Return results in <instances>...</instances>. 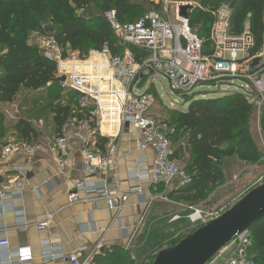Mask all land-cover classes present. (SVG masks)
<instances>
[{
    "label": "built area",
    "instance_id": "1",
    "mask_svg": "<svg viewBox=\"0 0 264 264\" xmlns=\"http://www.w3.org/2000/svg\"><path fill=\"white\" fill-rule=\"evenodd\" d=\"M159 0H156L158 4ZM166 5L165 15L153 10L146 13L135 23L121 24L114 11L106 15L116 36L129 47L144 51L148 57L140 63L130 50L124 56L111 57L106 49L94 58L63 59L61 56L48 55L58 63V76L63 89L68 88L80 94L78 105L90 110V118L82 121L77 118L69 120L61 134L53 139L52 149L57 154L59 168H66L71 161L72 144L80 142V154L84 166L85 178L76 183L68 195L69 205L83 203L80 194L93 196L96 200H105L110 210L122 209L129 199V194L121 190L118 174V145L120 135L134 129L141 132L137 150L141 154L136 164L129 169V180L139 182L149 180L152 185L176 183L178 187L191 184L192 178L187 174L180 161L174 158V149L169 137L172 129L154 114L156 98L153 94H137L136 89L143 86L146 74L160 73L165 76L172 90L186 99L197 86L206 83H221L226 79H243L254 83L258 95L251 103L264 105V47L257 56L250 57L253 37L246 28L244 34L235 37L230 32L232 10L223 4L217 11L210 12L214 17L210 40L212 55L205 54L204 40L190 24L193 10L201 7L192 2H171L163 0ZM190 6L188 18L180 17V8ZM168 7H172V14ZM208 12V10H204ZM173 16V19L172 17ZM53 45L56 46L52 40ZM57 47V46H56ZM259 60L257 64L255 61ZM255 103V104H254ZM107 136L112 145L107 155L95 151L93 145L96 137ZM152 149L155 152L151 165L146 163L143 154ZM34 146L11 140L0 149V215L8 210L17 218V228L29 227L24 208H16L12 201L23 196V187L27 181V167H19L14 178H8L7 169L11 161L18 156L32 160ZM112 172L111 181H96L98 175ZM132 193H141L140 187H134ZM199 215L197 219H193ZM220 215L212 218L211 221ZM193 223H209L202 213L195 211L191 217ZM54 225V215L49 214L36 224L39 231ZM0 227V232H3ZM9 240L6 233H0V249H8ZM85 255L87 248L69 254L61 248L47 245L42 250V258L51 261H64L67 264H92L93 257L99 253ZM254 241L250 230L238 234L208 264H257L253 253ZM34 259L31 247L11 251L6 260L0 264H29Z\"/></svg>",
    "mask_w": 264,
    "mask_h": 264
},
{
    "label": "trees",
    "instance_id": "2",
    "mask_svg": "<svg viewBox=\"0 0 264 264\" xmlns=\"http://www.w3.org/2000/svg\"><path fill=\"white\" fill-rule=\"evenodd\" d=\"M209 8H197L190 16L193 29L201 26L204 35L205 54L212 55L210 40L214 17L210 12L217 11L223 4L232 10L230 32L233 36H242L249 22V32L253 37V47L249 56L261 53L264 47V0H201ZM159 5L155 4V8ZM208 10V12L203 11ZM142 7L132 0H0V104L14 103L18 95L25 91L39 93L44 89L57 92L55 101L61 100L63 78L58 76V63L50 58L36 44L31 36L49 37L63 51L66 59L67 50L78 52L81 56L89 49L95 52L108 50L111 57L122 56L130 50L137 62L148 57L144 51L129 47L114 33L106 15L112 11L121 24L135 23ZM152 88V87H150ZM151 93L156 104L162 105L157 92ZM72 94L67 105L53 106L52 115L55 133L61 134L66 123L77 118L82 121L90 118V110L79 107L80 94ZM248 95L233 91L220 97L195 99L188 96L185 100L190 105L186 110H171L174 114L168 123L174 158H185V147L189 150V160L184 170L192 178L190 185L176 187L170 198L191 207L207 199L210 193L225 180L222 162L237 158L240 162L259 164L262 155L258 150L249 127V120L254 105ZM154 108V114H156ZM11 121V120H10ZM5 112L0 109V140L5 138V127L10 123ZM16 134L22 142L31 143L37 137L28 118L21 117L14 125ZM264 137V120L262 122ZM181 136L186 144H182ZM108 140L96 137L97 151L105 155ZM175 143L179 144L175 148ZM185 145V146H184ZM2 180L0 179V185ZM254 241L255 261L264 264V218L250 229ZM179 242V241H178ZM177 242V243H178ZM175 243V245L177 244ZM92 264H135L124 249L112 247L101 249L93 257Z\"/></svg>",
    "mask_w": 264,
    "mask_h": 264
},
{
    "label": "crops",
    "instance_id": "3",
    "mask_svg": "<svg viewBox=\"0 0 264 264\" xmlns=\"http://www.w3.org/2000/svg\"><path fill=\"white\" fill-rule=\"evenodd\" d=\"M246 28L249 30V22ZM3 105L0 104V107ZM55 136L56 133L48 138L37 132V137L28 143L36 150L33 159L18 156L7 168L8 178L12 179L16 176L17 168L27 167L23 196L12 201V204L16 208H24L29 227L25 230L17 228V218L11 210L0 215V227L4 228L0 233H6L9 240V248L0 249V260H6L11 251L18 248L31 247L34 259L29 264H67L61 260H44L41 254L47 245L61 248L65 254L87 248L85 255H90L97 252L99 247L101 249L120 247L129 254L137 255L142 253L149 243L156 244L160 241L163 234L177 228L189 229L191 224H195L191 221L194 207L170 198L175 188L169 186L174 183L155 186L149 180L139 182L129 180V168L136 164L137 157L141 155L137 150L141 132L134 129L123 132L116 141L119 182L121 190L129 194L123 208L110 210L105 200H96L93 196L89 197L83 193L79 198L89 201L69 205V193L75 188L76 183L85 178L80 142H73L70 164L61 169L56 162L57 154L52 149ZM103 138L108 140L105 154L107 155L113 142L107 136ZM1 142L2 139L0 149L3 147ZM95 144L93 149L97 151ZM143 156L147 162L141 166H148L153 163L155 152L148 149ZM188 160L189 150L185 147V158L179 161L185 166ZM111 176L112 172L104 173L98 175L96 181H111ZM134 187H140L142 192L132 193ZM49 214L54 215V225L39 231L36 224ZM13 264H16L15 260Z\"/></svg>",
    "mask_w": 264,
    "mask_h": 264
},
{
    "label": "rangeland",
    "instance_id": "4",
    "mask_svg": "<svg viewBox=\"0 0 264 264\" xmlns=\"http://www.w3.org/2000/svg\"><path fill=\"white\" fill-rule=\"evenodd\" d=\"M136 4L142 7V10L139 16L156 10L165 15L166 5L163 0H159L158 4L156 0H132ZM171 2H192L201 7V0H169ZM229 0H218L219 3H226ZM155 4L159 5L158 8H155ZM170 13L172 14V7H168ZM173 19V16H171ZM248 26V22L246 23ZM201 26H197L196 30L200 31L201 35H204L200 30ZM31 42L38 45L47 55H55L59 57L63 54V51L53 45L52 39L49 37H40L37 34L31 36ZM126 52V51H125ZM97 53L92 49H89L88 54L81 56L78 52H73L67 50L68 59L74 58H94ZM122 56L124 54L122 53ZM264 63V58H262ZM147 79L145 80L143 86L139 89H136L137 94L145 93L150 87L152 92H157L160 100H162V105H157L155 108L156 116L167 124L173 118L174 114L171 110H186L188 109L190 103L186 102L183 98V95L175 93L171 86L169 80L160 73L146 74ZM68 88H65L60 93L61 100L55 101L54 98L57 95L52 89H44L39 93H29L21 92L16 101L10 104H4L0 107L2 111L5 112V115L10 117V123L5 127V138L2 139L1 146L8 144L11 140L22 141L18 134L14 130L15 123L21 118H28L31 121L33 128L39 133L48 136L51 138L55 133V125L53 123L52 108L55 105L62 104L67 105L71 99L72 94L68 91ZM241 92L248 95V91L252 93L250 100H254V97H257V89L254 86V83L248 82L243 79H226L221 83H206L195 87L189 94L191 98L195 99H208L220 97L223 94L228 92ZM255 104V103H254ZM11 111V114H9ZM264 120V105L258 106L254 105L253 113L249 120V127L252 138L262 155V160L259 164H249L240 162L237 158L225 159L222 162V170L224 172L225 180L222 184L214 188L206 200L200 202L194 209L200 211L204 218L207 221H211L212 218L217 215L223 214L225 211L230 209L235 205L242 197H244L252 189L264 184V137L262 133V122ZM1 131V130H0ZM173 132V131H172ZM182 144H186L185 137L181 136ZM179 144L175 143V148ZM185 146V145H184ZM182 161V160H181ZM184 164V163H183ZM182 165V163H181ZM176 188L177 184L175 183L169 188ZM186 205V204H185ZM189 206V205H186ZM195 210L192 213H195ZM194 217L193 219H195ZM191 228H177L171 230L169 233L163 234L161 240L155 243H149L145 246L144 251L140 254H129V257L134 260L135 264H152L156 254L164 248L174 246L175 243L186 237L188 234L192 233L194 230L202 226L201 223H195L190 225ZM166 239V240H165ZM259 264H261L259 262Z\"/></svg>",
    "mask_w": 264,
    "mask_h": 264
},
{
    "label": "water",
    "instance_id": "5",
    "mask_svg": "<svg viewBox=\"0 0 264 264\" xmlns=\"http://www.w3.org/2000/svg\"><path fill=\"white\" fill-rule=\"evenodd\" d=\"M190 6L180 8L188 18ZM259 60L255 61L257 64ZM65 78H63V81ZM264 218V184L252 189L219 217L202 225L176 245L161 249L152 264H208L238 234Z\"/></svg>",
    "mask_w": 264,
    "mask_h": 264
},
{
    "label": "bare ground",
    "instance_id": "6",
    "mask_svg": "<svg viewBox=\"0 0 264 264\" xmlns=\"http://www.w3.org/2000/svg\"><path fill=\"white\" fill-rule=\"evenodd\" d=\"M198 217H199V215H197L195 219H197Z\"/></svg>",
    "mask_w": 264,
    "mask_h": 264
}]
</instances>
